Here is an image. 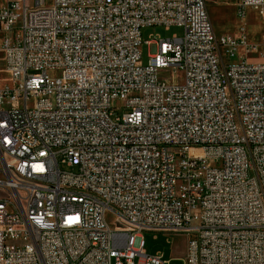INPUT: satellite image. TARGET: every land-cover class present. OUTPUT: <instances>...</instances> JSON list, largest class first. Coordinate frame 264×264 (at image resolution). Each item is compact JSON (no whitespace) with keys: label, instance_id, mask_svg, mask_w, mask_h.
<instances>
[{"label":"built area","instance_id":"2783aa9c","mask_svg":"<svg viewBox=\"0 0 264 264\" xmlns=\"http://www.w3.org/2000/svg\"><path fill=\"white\" fill-rule=\"evenodd\" d=\"M0 44V264H169L144 231L264 264V38L217 36L205 0H0Z\"/></svg>","mask_w":264,"mask_h":264},{"label":"rangeland","instance_id":"374dc122","mask_svg":"<svg viewBox=\"0 0 264 264\" xmlns=\"http://www.w3.org/2000/svg\"><path fill=\"white\" fill-rule=\"evenodd\" d=\"M23 3V0H20ZM209 11L211 21L215 27L217 36L230 35L238 36L242 29L245 30L247 40L251 44H259L264 38V12L261 9L247 8L242 12L239 8L240 0H205ZM174 35L182 37L184 28L179 26H171L166 29L163 26H151L142 29L143 41L152 40L155 42L157 38H170ZM1 45V44H0ZM149 48L153 51L155 44L148 46L146 43L142 45V64H146L149 59ZM256 48V47H255ZM243 49L242 52H244ZM249 53L250 59L261 57L262 47ZM236 62V60H233ZM50 76L54 72L49 73ZM173 79H171L172 81ZM10 82V75L4 68L3 55L0 52V87ZM10 84V83H9ZM114 217L108 215V223L115 228ZM144 241L145 250L148 254H155L159 251L164 252L165 259L169 264H185L184 256L188 246V235L185 233L170 232H154L144 231L141 237L136 239V243Z\"/></svg>","mask_w":264,"mask_h":264}]
</instances>
